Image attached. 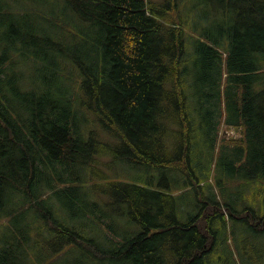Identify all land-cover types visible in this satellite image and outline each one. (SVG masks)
<instances>
[{"label":"trees","instance_id":"obj_1","mask_svg":"<svg viewBox=\"0 0 264 264\" xmlns=\"http://www.w3.org/2000/svg\"><path fill=\"white\" fill-rule=\"evenodd\" d=\"M52 2L50 16L23 22L16 0H0V264H52L66 246L85 259L97 258V264H217L224 224L235 214L264 238V210L257 206L264 186V0ZM211 7L233 16L230 28L222 29L227 50L216 47L209 34L210 42L186 34L192 14L199 19L200 9ZM54 8L71 16L56 14L55 25ZM28 12L23 6L25 18ZM187 40H195V56L188 58ZM28 46L36 49L30 52L39 69H56L50 79L39 76L37 88H25L18 75ZM193 58L205 76L190 84ZM67 72L71 88L60 82ZM197 118L202 122L195 125ZM221 123L240 136L219 138ZM196 127L208 141H219L209 172L216 160L223 180L233 182L223 198L238 196L218 202L210 193L199 206L189 203L187 212V191L203 184L192 158ZM98 146L111 150L110 163L146 169L148 179L115 178L106 185L119 192L109 202L100 199L91 175L98 158L107 155H98ZM155 173L174 186L158 189ZM54 198L106 230H115L114 214L133 220L139 231L122 240L108 238L115 246L103 249L63 222L50 204ZM105 217L110 222L102 224ZM46 234L52 235L43 239ZM227 260L233 264L230 251Z\"/></svg>","mask_w":264,"mask_h":264},{"label":"rangeland","instance_id":"obj_2","mask_svg":"<svg viewBox=\"0 0 264 264\" xmlns=\"http://www.w3.org/2000/svg\"><path fill=\"white\" fill-rule=\"evenodd\" d=\"M46 1V2H45ZM53 0H35V3L25 1V0H16V6L14 10H17L16 16L21 18L23 22H31L33 19L41 18V15L44 17H48L51 14V7L50 5L53 4ZM55 1V0H54ZM21 3H24L26 5H20ZM37 3V4H36ZM58 4H60L58 2ZM62 4V3H61ZM23 6H27L29 10V17L25 18L23 13ZM55 7V6H53ZM63 7V6H62ZM183 12V10H182ZM56 14H64L65 18L70 17V13L64 12L60 9L54 8V16L53 23L56 25L58 23V18ZM46 15V16H45ZM193 15V20L188 21L189 24L185 26L186 34H195L198 35V39L202 42H210V40H206L207 34L212 36L216 39L217 43L215 44L216 47L224 50L229 49V43L227 40V37L225 34L222 33V29L224 25H228L229 28L231 24H233V16L228 15L225 16L224 13L221 12L220 9L216 7H211L204 9V12L201 13V9L199 11V19L198 16L196 17V14ZM67 16V17H66ZM191 17V16H190ZM182 18L186 19V14L182 13ZM32 19V20H31ZM191 19V18H190ZM80 25V24H79ZM86 26V25H85ZM194 26V27H193ZM83 27V25H82ZM87 27V26H86ZM76 28V25H75ZM61 30V29H60ZM54 34H56V29H53ZM61 33V32H60ZM39 40H44L39 37ZM194 41L195 40H187V52L189 53L185 57H190V53L192 56H195L194 54ZM29 49V50H28ZM28 49L24 51L23 56L19 57V64L17 67V70L21 71L18 75L23 77L21 80L22 83H24L25 88H37L40 86V78L43 73H45L46 77L50 79V76L53 72H56V69H52L51 71L45 70L42 71L39 69V66L41 64L33 62L34 58L32 57V54L30 51H36V49H31L30 46H28ZM27 57V58H26ZM193 63V64H192ZM44 66L50 68V62H47ZM188 67L190 69V72L187 76V82L190 84H194L196 82V79L202 80L205 76V71L202 63H199L197 66L194 65V58L191 60V62L188 64ZM66 69V68H65ZM222 77H221V84L222 86H225L227 83L226 71L222 69ZM68 75H62L63 78L60 80L65 86H71L73 85V78L71 75L67 72ZM19 78V79H20ZM56 81H58L56 79ZM51 82V80H50ZM59 82V81H58ZM198 82V83H199ZM71 88V87H70ZM194 104H190V108L193 110ZM217 119L214 118L213 121H216ZM199 122H202L201 119L199 121V118L195 120V125ZM218 137L221 138L222 136L225 137V139H229L231 137L238 138L240 136L239 132L234 130L233 128H226V126L221 123L218 127ZM195 134L191 138V145L193 144V153L192 158L195 159L196 167L195 169V176L203 183L200 187H198L195 190L187 191V196H185V207L184 204L182 205V209L189 212L191 207L189 206V203L199 206L200 203L203 202L204 198L210 197L213 193L218 202L221 201H232L233 198L237 197L238 195L236 193L230 194L227 197V200L223 198V192H227L226 190L233 186L232 181L223 180L222 178V163L218 165V161L214 160L213 165L215 164V168H212V173L209 172L210 168V158L214 154V156H217L218 150H219V141L211 142L208 141L206 138V135L199 133L197 130V127L195 128ZM207 139V140H206ZM174 140V139H173ZM176 142V141H175ZM172 139L170 140L168 144V148L172 147ZM215 147L214 151L213 148ZM98 152L103 155V157H99L98 160L99 165L97 166L94 164V170L91 177L94 178V181L96 184L100 187V190L98 192L99 198L103 199L105 198L107 202L111 200L110 195H115L119 192L118 186H111L106 185L107 182L113 181L115 178L116 183H123V182H137L134 180V178H142V179H148L149 171L146 169H142L140 171H134L129 168L125 164H122L121 162L117 161L115 163L114 161L110 163V155L109 153L111 150H105L104 147L98 146ZM221 150H222V142H221ZM112 156V155H111ZM155 179L154 183L155 186L158 189H161L163 191H168V187L171 189L174 184L171 182V180L164 175L163 177H160L158 173H155ZM182 175H176L177 178H180ZM158 178V179H157ZM185 179V177H183ZM157 179V180H156ZM182 180V179H181ZM123 181V182H122ZM187 182V180H185ZM156 183H161L160 186H157ZM182 186V185H181ZM235 186V185H234ZM115 187H118L116 189ZM167 187V188H166ZM180 187V186H179ZM239 191V187L237 188ZM87 194L89 192L88 190H85ZM177 191V190H175ZM234 191V190H233ZM178 192V191H177ZM235 192V191H234ZM97 192H95L96 194ZM211 193V194H210ZM238 193V192H237ZM246 197L249 195L248 189H246L245 192ZM87 196V195H86ZM232 198V199H231ZM259 202L257 206L262 208L264 210V186L263 190L259 194ZM51 206L53 209L56 210L57 214L59 213V217L63 220L65 223H70L72 225H75L77 229L81 231V234H83L86 237L94 238L99 241V245L102 246L103 249H111L115 245L109 244L108 238L113 240H122L126 237H132L134 236L138 231L139 227L133 220H128L126 216H120L116 218V215H112L113 219H111L112 222H114V231L106 230L103 225H96L94 223L91 224L93 221V218H90V220L87 219H81L79 215H75V213L71 212L69 208L66 207L67 202L63 200H58L57 198L53 199V202L50 201ZM247 207L248 204L246 203ZM102 210L104 211V207L101 206ZM122 209H125L123 206ZM236 211L241 210V204L239 207L235 208ZM194 209L191 211L193 212ZM185 214H183L181 220L185 219ZM110 220H108V217H105L103 219L102 224L109 223ZM111 222V223H112ZM225 225V231L223 233L224 238L221 240L219 245V252L216 256V262L217 264H230L227 260V253L230 251V257L233 261V264H264V238L256 236L257 233L253 231V229L250 227L251 221L249 220H243L239 219L238 216L235 214L233 215V218H230L226 221ZM52 234H46L43 236V239H49ZM100 236V237H99ZM256 236V237H255ZM106 240V242H105ZM55 256H57L55 261L52 264H97L98 259L97 258H91V259H85L80 254L79 251H76L75 249H72L71 246H66L63 248L60 252L55 253ZM83 257V258H82ZM102 264H107L106 261H103Z\"/></svg>","mask_w":264,"mask_h":264}]
</instances>
